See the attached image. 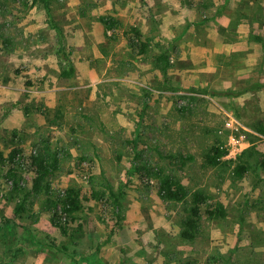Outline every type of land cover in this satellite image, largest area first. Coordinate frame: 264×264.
<instances>
[{"label": "rangeland", "instance_id": "obj_1", "mask_svg": "<svg viewBox=\"0 0 264 264\" xmlns=\"http://www.w3.org/2000/svg\"><path fill=\"white\" fill-rule=\"evenodd\" d=\"M48 7L0 0V264H264V0ZM49 21L64 32L72 77L61 76L69 66L56 56ZM132 27L148 44L140 57L124 38ZM161 53L170 60L166 79ZM42 105L57 124L37 113ZM213 147L229 153L216 166L206 158ZM13 152L24 186L32 185L31 157L57 155L52 191L81 190L68 236L50 221L46 182L18 226L5 225L23 196L9 174ZM243 164L249 170L240 179L235 168ZM166 177L185 186L184 202L161 197ZM121 187L117 222L110 192ZM196 192L227 215L209 218L204 206L192 231Z\"/></svg>", "mask_w": 264, "mask_h": 264}, {"label": "trees", "instance_id": "obj_2", "mask_svg": "<svg viewBox=\"0 0 264 264\" xmlns=\"http://www.w3.org/2000/svg\"><path fill=\"white\" fill-rule=\"evenodd\" d=\"M50 1L51 0H44L48 11L50 10V7H48L50 5ZM49 22L52 25L54 31H56L58 37V49L56 52V56L63 59L67 66H69V69L65 68L62 71L61 76L72 77L75 74V68L70 59V54L64 50L66 45L64 32L57 21ZM103 23L107 26V28H115V23L112 21L105 20L103 21ZM124 38L126 39L128 47L131 49L135 56L140 57L147 53L148 44L147 41L144 40V36L141 33L140 29L132 27L131 29H129V32L125 33ZM109 39L111 41L118 42L120 40V35L113 31L112 35L109 36ZM157 65L159 66L163 77L165 79L168 78L170 60L164 53H161L158 56ZM206 93L207 91H201V94ZM36 111L37 113L39 112L41 116H44L48 121H50L51 124H57L55 122V119L51 118V113L53 111L51 107L42 105V107L36 109ZM58 112V114H61L59 109ZM259 132H262L264 134V125L262 126V129H259ZM131 144L134 150L138 148L137 141H132ZM228 154L229 153L227 149L222 150L220 148L213 147L206 156L207 163L211 166L219 165L223 162L222 158L226 157ZM16 156L17 153L13 152L10 161L16 166L12 165L10 167L9 174L12 175L11 178L13 179L12 181L14 192L19 194L23 193V196L15 209L13 218H5V225L9 226L11 231L15 226H18V216L27 210L28 201L31 198L32 193H41L44 186L43 184L46 182V186L44 188L48 196L47 212L50 214V221L52 225L59 230L62 236H68L69 226L70 224L75 222V215L81 209V190L75 188H67L65 193L60 190L58 192L52 191L51 185L47 183V180L59 169V159L57 155L50 156L49 158L45 157L44 155L31 157L28 167L29 169H26L32 173V185L30 188L24 186V184L21 182V177L18 174V170H20L22 165L19 164L17 166ZM245 165L246 164L238 165L235 168L236 176L240 179H243L248 173L249 167ZM261 165L264 166V159H262ZM3 167L4 166H2V168ZM21 170L24 169L21 168ZM159 192L161 197L168 201L184 202L187 197V189L185 188V186L182 185L180 181L171 177H166L160 182ZM110 195V206L111 209L117 213L116 219L117 222H119L120 216L118 214L122 210L121 199L125 195V191L121 187L120 190L116 192L111 190ZM193 198V206L191 207L190 218L187 222V226L192 231H196V229L198 228V221L202 218V209L204 206L206 207V214L209 218L220 219L224 218L227 215V210L222 203L217 202L216 207L213 208L208 204L207 198L199 192H196ZM12 221H14V227L10 226ZM21 227L29 233V230H27L24 226L21 225ZM185 237L188 239H193L194 234H186Z\"/></svg>", "mask_w": 264, "mask_h": 264}]
</instances>
